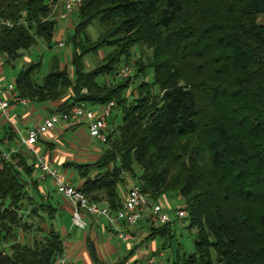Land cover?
Masks as SVG:
<instances>
[{
    "label": "trees",
    "instance_id": "trees-1",
    "mask_svg": "<svg viewBox=\"0 0 264 264\" xmlns=\"http://www.w3.org/2000/svg\"><path fill=\"white\" fill-rule=\"evenodd\" d=\"M60 8L0 0V60L13 67L40 42L50 48L57 21L75 14L68 65L52 56L39 77L42 59L24 58L13 83L30 102L56 103L50 113L114 102L98 157L62 163L76 170V187L111 211L128 179L150 202L177 198L192 248L175 247L171 264H264V0H82L66 19ZM89 54L99 57L91 68ZM123 63L132 75L119 77ZM6 127L9 149L16 132ZM33 159L24 147L0 158V264H55L64 254ZM147 231L164 249L175 235L170 223Z\"/></svg>",
    "mask_w": 264,
    "mask_h": 264
},
{
    "label": "crops",
    "instance_id": "crops-1",
    "mask_svg": "<svg viewBox=\"0 0 264 264\" xmlns=\"http://www.w3.org/2000/svg\"><path fill=\"white\" fill-rule=\"evenodd\" d=\"M259 18L258 16V22ZM66 25H68L67 20H58L55 35L56 33H63L62 28ZM3 73L4 67L0 60V85L2 86H4ZM55 105L54 102L37 104L30 102L25 106L10 104L7 117L0 114V137L4 136L6 125L16 132L15 139L7 150L14 149L17 151L19 148H23L24 146L19 144L20 135H25L30 127L41 123L43 118L50 114L49 109ZM92 141L94 139L88 136L86 127L82 122L70 121L67 124L56 125L53 130L41 136L34 149L44 155L72 185L78 186L81 179L78 178L76 170L70 167H62V163L68 161L83 163L95 160L100 151L92 145ZM0 147H3L2 144ZM28 162H31V159ZM35 175L37 176V173ZM38 183V193L43 199L49 200L55 208L50 222L62 235L64 255L68 262L73 264H112L129 251L131 254L127 258L128 261L141 259L146 261L145 259L151 257L149 256L151 252L158 248H160L158 254H162V242L146 238L148 233L146 232V224H143L142 220H139L135 226L129 229L132 236L128 241H122L117 235L118 230H127L123 225L110 228L101 218L86 216L84 229L74 227L70 221L69 203L54 191L49 180ZM127 187L120 191L121 198L124 196ZM87 241L93 243L96 261H93L87 250Z\"/></svg>",
    "mask_w": 264,
    "mask_h": 264
},
{
    "label": "built area",
    "instance_id": "built-area-1",
    "mask_svg": "<svg viewBox=\"0 0 264 264\" xmlns=\"http://www.w3.org/2000/svg\"><path fill=\"white\" fill-rule=\"evenodd\" d=\"M61 8L58 17L66 19L74 8L81 4L82 0H59ZM1 24L11 26L10 20H3ZM59 45H62L61 43ZM130 74V67L124 64L119 68L121 77ZM9 103L25 106L30 103L26 97H21L14 88L13 80L6 85H0V114L7 117ZM114 102L89 107L85 104H73L68 109L61 112H53L43 118L41 123L30 127L25 135H20L19 144L29 150L36 165L37 175L40 181L49 180L54 188V191L65 199L71 209L70 221L74 227L84 229L86 227V216L101 218L105 221L107 227L116 228L120 225L127 230H118L117 235L122 241L131 239L129 229L135 226L141 220L145 210L154 223H170L173 224V219L168 215L169 207L163 205L162 202H149L147 197L140 191L139 187L133 182L127 187L124 196L121 198V203L118 209L111 211L106 205H100L90 201L88 197L76 186L72 185L58 169L52 165L44 155L38 153L34 146L38 139L53 130L56 125L70 121L82 122L87 130L90 138L105 143L106 128L109 116L112 113ZM14 149H4L0 147V158L9 159L10 154ZM149 204V206H148ZM174 217L176 220L187 217V211L183 204H178L175 208ZM57 264H73L67 261L65 255L57 260ZM153 257H149L146 261L129 260L126 264H152Z\"/></svg>",
    "mask_w": 264,
    "mask_h": 264
},
{
    "label": "rangeland",
    "instance_id": "rangeland-1",
    "mask_svg": "<svg viewBox=\"0 0 264 264\" xmlns=\"http://www.w3.org/2000/svg\"><path fill=\"white\" fill-rule=\"evenodd\" d=\"M53 16H56L55 14ZM259 22L264 24V14L259 15ZM66 21V20H63ZM73 21H75V14H71V18L69 20H67L68 25H66V27L62 28L63 29V33H56L54 32V36H53V40L51 42V47H47L44 43L40 42L39 44L31 47L29 50L24 51L23 52V56L20 59H17L14 66H4V73H3V82L4 85H6L8 82H11L13 80L14 75L16 74V72L18 70H20V68L25 64L24 63V58H29L33 61H36L39 57L42 59V68L41 71L39 73V77H41V75H43L47 69H48V65H49V61L51 60L52 56H57L58 59L68 65V61H69V47L67 45L66 42V36L69 32H71V27H72V23ZM88 31L90 33V35H92V37L95 36L96 33V29L95 27H93V25H90L88 27ZM62 45H59V44ZM139 49L136 48L133 51V55L130 58V64L133 62L134 59H137L139 56ZM98 56H102L101 51H98ZM99 57H97L96 55H91L89 54L86 58V66L87 68H91L93 67ZM124 65V63H123ZM122 66V64L120 65ZM130 67V75L133 74V66L129 65ZM119 77H121L119 75ZM146 79H150V75L147 73L146 75ZM139 81V79L135 80V82ZM32 104H37L36 102H32ZM114 125H112L113 127ZM108 127V125H107ZM106 133H107V128H106ZM92 145L98 149V151H102V149L106 146H104V143L98 142L96 140L92 141ZM99 152V153H100ZM133 180L128 179V186L132 183ZM76 183V181L74 182V184ZM168 196V195H167ZM159 202H162L163 205H169V209L167 211L168 215L173 219V224L172 227L174 229L175 235L170 239V245L169 248H162V254H151V257H153L154 259V264H171L172 263V259H173V250L175 247H179L180 252L181 251H188L192 248V240L190 237V234L186 231L185 229V225H186V221L183 219L180 220H176L174 217L175 214V208L178 204H180L177 200V198H172L170 196V198L168 197V199H163V197H161L160 199H158ZM150 202V201H149ZM151 203V202H150ZM167 205V206H168ZM149 206V204H148ZM149 213L148 210H145V212L142 215V222L143 224H146V229H147V225L149 223L157 226L160 225V223H154L153 220L147 216V214ZM148 233V231H146ZM131 235V234H130ZM132 236V235H131ZM156 240H160L161 242L163 241L162 238L160 237H156L154 239ZM167 241V239H166ZM161 258L160 260L157 261V259ZM156 261V262H155Z\"/></svg>",
    "mask_w": 264,
    "mask_h": 264
}]
</instances>
